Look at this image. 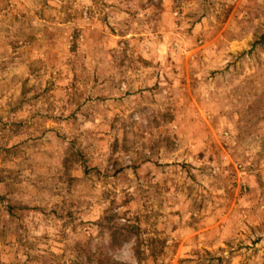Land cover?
<instances>
[{
    "label": "rangeland",
    "instance_id": "rangeland-1",
    "mask_svg": "<svg viewBox=\"0 0 264 264\" xmlns=\"http://www.w3.org/2000/svg\"><path fill=\"white\" fill-rule=\"evenodd\" d=\"M0 264H264V0H0Z\"/></svg>",
    "mask_w": 264,
    "mask_h": 264
},
{
    "label": "trees",
    "instance_id": "trees-1",
    "mask_svg": "<svg viewBox=\"0 0 264 264\" xmlns=\"http://www.w3.org/2000/svg\"><path fill=\"white\" fill-rule=\"evenodd\" d=\"M114 233H115V231H114ZM116 240H115V238H114V234H113V241L112 242H115Z\"/></svg>",
    "mask_w": 264,
    "mask_h": 264
}]
</instances>
